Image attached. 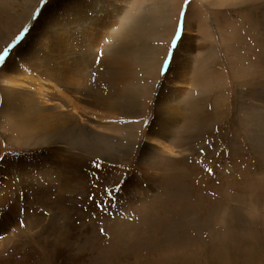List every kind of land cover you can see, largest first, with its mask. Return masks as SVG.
Masks as SVG:
<instances>
[{"label": "rangeland", "instance_id": "obj_1", "mask_svg": "<svg viewBox=\"0 0 264 264\" xmlns=\"http://www.w3.org/2000/svg\"><path fill=\"white\" fill-rule=\"evenodd\" d=\"M14 1L20 13L26 0ZM53 1L40 2L25 27L4 39L0 54L9 52L0 73ZM156 1L132 0L124 21L134 17L136 7L148 10ZM165 3L169 20L153 31L162 55L159 76L164 78L186 31L193 73V82L182 86L166 148L143 153L146 135L139 133L150 128L153 109L143 104L142 123L133 122L135 149L118 140L112 154L100 157L67 146L79 171L89 175L79 189L68 185L61 198L55 183L43 181V189H35L47 206L32 198L28 214L12 213L1 192L0 264H264V0H164L161 6ZM98 52L101 56L103 50ZM159 81L152 86V80L148 93L158 91ZM2 86L0 79V108ZM6 120L0 118V164L45 147L39 135L17 133L13 128H21L7 126ZM98 133L85 135L88 146L115 135ZM8 196L15 201L14 193Z\"/></svg>", "mask_w": 264, "mask_h": 264}, {"label": "bare ground", "instance_id": "obj_2", "mask_svg": "<svg viewBox=\"0 0 264 264\" xmlns=\"http://www.w3.org/2000/svg\"><path fill=\"white\" fill-rule=\"evenodd\" d=\"M26 2L19 13L14 0H0V50L8 36L15 37L25 27L41 0ZM132 4V0H54L43 8L21 45L2 66L0 118L7 119V126L14 123V127H20L13 128L17 133H36L45 146L24 156L6 158L0 164V193L5 194L1 199L12 213L23 210L28 214L33 206L31 202L30 211H26V204L32 198L47 206L35 189H41L43 181L55 183L59 189L54 193L61 198L69 187L79 189V182L89 175L79 171L78 161L68 155L69 151H95L103 157L114 152L118 140L135 149L138 137L134 127L142 121L143 104L153 108L150 128L139 133L146 135L143 153L158 154L160 146L166 148L164 140L171 134L182 86L193 80L189 33H184L161 78L162 55L153 41V31H161L167 24L170 5L161 6L164 0H157L148 10L138 6L132 11L134 17L127 16L125 22L123 13ZM10 66L15 67L7 73ZM152 80V86L160 80V87L148 93ZM200 104L204 108L205 102ZM195 113L198 115V105ZM201 116L205 118L204 113ZM121 120L124 122L119 123ZM98 129L115 135H103L108 138L104 144L88 146L86 137L95 132L99 135ZM67 146H73V150ZM126 153L116 155L111 163ZM7 185H12L15 192ZM10 193L16 195L15 201H8Z\"/></svg>", "mask_w": 264, "mask_h": 264}, {"label": "snow or ice", "instance_id": "obj_3", "mask_svg": "<svg viewBox=\"0 0 264 264\" xmlns=\"http://www.w3.org/2000/svg\"><path fill=\"white\" fill-rule=\"evenodd\" d=\"M42 3H46L47 0H41ZM35 18V17H34ZM182 30H183V27L182 25L180 27H178L177 29V35H176V38L174 39V41L172 42V45H171V50H174L175 47H176V44L180 38V34L182 33ZM27 31V29H25V32ZM21 39V37H18V40ZM171 50L169 52V57H171ZM8 52H9V49H5L3 54H0V62H3L4 58L8 55ZM166 67H167V61H166V64H165V69L166 70ZM162 74H163V70H162ZM0 159H2V157H0ZM97 167H99V165H97ZM101 232H103V229H101Z\"/></svg>", "mask_w": 264, "mask_h": 264}]
</instances>
